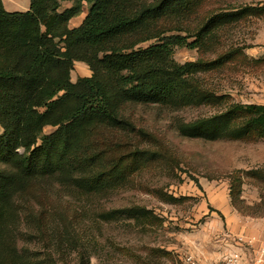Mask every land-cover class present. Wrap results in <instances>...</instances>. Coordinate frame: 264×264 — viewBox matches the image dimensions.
<instances>
[{"label":"trees","instance_id":"trees-1","mask_svg":"<svg viewBox=\"0 0 264 264\" xmlns=\"http://www.w3.org/2000/svg\"><path fill=\"white\" fill-rule=\"evenodd\" d=\"M210 1L30 0L29 10L10 12L0 0V264H67L86 223L149 213L98 203L158 156L144 146L154 137L128 116L130 105L216 109L178 120L182 137L264 139V105L234 103L203 78L244 55L219 47L220 33L258 9L204 11ZM183 47L215 57L182 64L175 50ZM76 62L92 75L73 82ZM231 196L236 203L240 190ZM78 260L89 264L83 251Z\"/></svg>","mask_w":264,"mask_h":264},{"label":"rangeland","instance_id":"rangeland-1","mask_svg":"<svg viewBox=\"0 0 264 264\" xmlns=\"http://www.w3.org/2000/svg\"><path fill=\"white\" fill-rule=\"evenodd\" d=\"M29 5L30 0H5L10 12L27 11ZM227 5L255 7L258 12L230 23L220 33L219 47L240 49L244 55L224 69L204 75V82L219 95H229L234 103L264 105V0H212L204 11ZM87 12L85 7L77 18ZM213 57L196 48L175 50V60L182 64ZM91 75L88 65L75 63L73 82ZM126 113L138 128L153 135L144 146L158 156L147 160L128 188L98 203L106 211L143 208L149 213L133 216L125 212L110 223H86L78 231L82 241L66 256L67 264H79L81 251L89 264H183L188 254L209 256L213 241L229 233L236 223L245 229L263 227L264 139L209 142L178 133V120L208 117L216 113L214 108L173 111L130 105ZM54 130L47 127L45 134ZM232 187L240 190L236 203Z\"/></svg>","mask_w":264,"mask_h":264},{"label":"built area","instance_id":"built-area-1","mask_svg":"<svg viewBox=\"0 0 264 264\" xmlns=\"http://www.w3.org/2000/svg\"><path fill=\"white\" fill-rule=\"evenodd\" d=\"M212 245L219 247L220 259L211 261L206 257L188 254L182 259L183 264H264V240L224 234L213 241Z\"/></svg>","mask_w":264,"mask_h":264},{"label":"crops","instance_id":"crops-1","mask_svg":"<svg viewBox=\"0 0 264 264\" xmlns=\"http://www.w3.org/2000/svg\"><path fill=\"white\" fill-rule=\"evenodd\" d=\"M3 2H4V6H5V0H3ZM71 5L72 4L70 3L69 5H67L66 7L64 6V7L68 8ZM29 8H30V5H29ZM85 16L82 19H78L77 17L72 19L70 22V27L75 28V27L80 26L81 23L83 22ZM75 20H79V21L77 23H75ZM245 228H246V226L243 227V225L240 226L239 223H236L235 225L232 226L231 229H229V233H231L233 235H237V236L239 235V236H246V237H255V239L258 242L264 240V225H263V227H256V228H253V225H249L248 229H245ZM212 248H214V250L211 252V254L209 256H206V259H209L211 261H217L220 259L222 251H219L220 248L216 247V245H212Z\"/></svg>","mask_w":264,"mask_h":264}]
</instances>
